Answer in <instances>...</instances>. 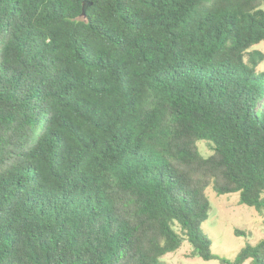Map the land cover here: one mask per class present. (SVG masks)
Instances as JSON below:
<instances>
[{
	"label": "trees",
	"instance_id": "16d2710c",
	"mask_svg": "<svg viewBox=\"0 0 264 264\" xmlns=\"http://www.w3.org/2000/svg\"><path fill=\"white\" fill-rule=\"evenodd\" d=\"M261 43L264 0H0V264L217 259L207 189L264 212Z\"/></svg>",
	"mask_w": 264,
	"mask_h": 264
},
{
	"label": "rangeland",
	"instance_id": "374dc122",
	"mask_svg": "<svg viewBox=\"0 0 264 264\" xmlns=\"http://www.w3.org/2000/svg\"><path fill=\"white\" fill-rule=\"evenodd\" d=\"M252 50L264 54V43L254 46ZM258 71L264 72V62ZM199 150L205 157L211 153L205 143H199ZM206 194L211 210L202 231L210 239L211 251L217 259L205 261L193 257L192 248L186 242L178 251L164 257L165 264H220L218 259L232 261L247 243L256 244L264 239V212L241 205L238 194L218 196L212 188H208ZM235 230L245 232L246 237L235 235Z\"/></svg>",
	"mask_w": 264,
	"mask_h": 264
}]
</instances>
